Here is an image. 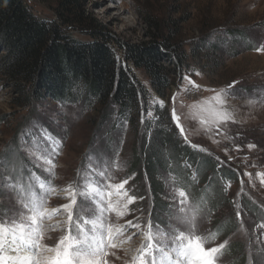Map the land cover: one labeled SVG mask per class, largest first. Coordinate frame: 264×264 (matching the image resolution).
<instances>
[{"label": "rangeland", "instance_id": "1", "mask_svg": "<svg viewBox=\"0 0 264 264\" xmlns=\"http://www.w3.org/2000/svg\"><path fill=\"white\" fill-rule=\"evenodd\" d=\"M23 2L38 17L55 18L58 0ZM80 5L83 18L69 28V35L82 42L90 41L87 32L97 25L113 37L111 47L119 64L125 65L126 72L144 91L139 110L146 125L142 127V118L135 123H119L115 116L99 114L84 102L62 104L45 99L28 107L18 106L21 94L0 76V183L7 184L11 177L27 185L33 174L50 179L56 191L48 196L46 206L52 209L69 202L65 191L69 184L94 187L103 181L100 171L108 177L105 183L118 184L127 179L125 189L137 199L128 206V215L117 218L115 213H109V218L116 225L131 219L141 228L127 229L114 238L117 247L106 249L108 255L103 258L108 264H132L147 242L144 233L149 222L153 232L159 225L169 235L173 226L199 236L222 229L206 245L217 247L227 241L216 264H264V176L258 175L264 173V51H257L264 49V0H80ZM152 20L164 23L166 35L172 34L182 54V62L172 54L161 56L160 64L168 69L172 81L164 98L156 95L142 69L123 60L119 47L151 41L155 34ZM209 43L215 44V51H211ZM184 77L199 87L193 88ZM221 90H228V95L222 97L223 107L233 119L217 126L206 109L215 105L211 98ZM160 101L164 102L163 108ZM173 109L183 135L172 119ZM41 128L62 145L53 158L54 177H48L38 159L50 150ZM159 132L172 137L156 158H165L173 146L179 151L187 145L212 159L216 169L230 177L210 172L206 177L212 179L205 184L206 177L197 182L191 175L189 179L195 181L188 185L168 161L166 170L149 177L135 156H149L153 148L146 142L153 139L156 143ZM34 141L41 146L38 152L32 151ZM192 144L205 151L193 149ZM198 158L189 161L190 174L197 170L194 163L201 159ZM202 188L209 191V202L199 205ZM181 189L186 192L190 214L196 205L202 209L191 229L174 218L180 207L174 196ZM18 207L15 193L0 189V213L10 214ZM65 219L61 210L46 223ZM64 234L63 229L49 230L43 243L54 246Z\"/></svg>", "mask_w": 264, "mask_h": 264}, {"label": "trees", "instance_id": "2", "mask_svg": "<svg viewBox=\"0 0 264 264\" xmlns=\"http://www.w3.org/2000/svg\"><path fill=\"white\" fill-rule=\"evenodd\" d=\"M82 18L80 0H58L55 18L51 20L38 17L23 0H0V76L21 94L22 101L17 103L18 106L28 107L45 99L62 104L84 102L99 114L115 116L119 123H135L136 119L142 118L139 104L144 91L126 72L125 65L119 64L111 47L113 37L105 29L93 25L87 32L91 38L87 42L69 35V28ZM151 28L155 31L151 41L119 47L123 60L142 69L156 95L164 98L172 81L168 69L160 64L161 56L166 58L172 54L182 62V54L176 49L172 34L166 35L163 22L152 20ZM214 45L210 44L211 51H215ZM159 120L160 117L156 119ZM145 125L143 120L142 127ZM171 137L159 132L156 143L153 139L146 142L153 148L150 155L140 153L135 156V161L145 166L144 171L149 177L166 170L167 161L175 165V171L188 185L195 181L189 179L191 175L197 178V182L210 172L220 177H230L216 169L212 159L187 145L179 148V151L173 146L165 158H156L159 149L162 150L165 141L168 142ZM194 157L201 159L194 163L197 170L190 174L188 165ZM220 177L217 179L221 180ZM211 179V176H207L205 184ZM159 191H156L155 197ZM207 196L209 191L202 188L197 203L208 204ZM217 231L214 234L219 235L222 229Z\"/></svg>", "mask_w": 264, "mask_h": 264}, {"label": "snow or ice", "instance_id": "3", "mask_svg": "<svg viewBox=\"0 0 264 264\" xmlns=\"http://www.w3.org/2000/svg\"><path fill=\"white\" fill-rule=\"evenodd\" d=\"M257 51H264V49L258 48ZM184 79L193 88L199 87L188 77ZM231 87L232 85L229 86ZM227 95L228 90H221L211 98L216 102L215 105L206 109L213 118L212 123L217 126L233 119L231 113L223 107L225 101L222 97ZM173 100L175 101V96ZM159 103L163 108L164 102ZM172 119L183 135L184 129L179 124L175 109L172 112ZM40 132L49 142L50 149L46 155L41 154L38 157L42 161L40 166L48 177H54L56 164L53 163V158L62 145L55 141L46 129L41 128ZM184 139L187 141L186 136ZM40 147L38 142L34 141L32 151L38 152ZM191 147L205 151L199 145L192 144ZM249 147L254 146L249 145ZM8 150L6 149V152ZM98 175L103 177V181L96 182L94 187L87 184L75 186L69 184L65 189L69 202L52 209L46 206L48 196L56 191L51 186L50 179L33 174L27 185L11 177L8 178L7 184L0 183V189L7 188L15 193V199L19 205L10 214L8 211L0 213V264H108L103 258L108 255L106 249L117 247L113 243L114 238L122 236L127 229L135 228L139 231L141 225L131 219L122 225H116L110 221L109 213H115L117 218L128 215V206L137 197L128 195V190L125 189L127 179L122 183L112 184L104 182L108 180L105 171L98 172ZM258 175L264 176V173H258ZM33 180L36 181L35 184ZM37 188L39 191L36 190ZM113 197L116 198L115 201ZM174 200L180 205L179 214L174 218L178 224L191 229L196 215L202 209L196 205L191 209L190 214L186 209L187 195L182 189L175 194ZM61 210L66 216L64 221L58 220L54 224L46 223L60 215ZM239 215L240 213L237 212V216ZM153 227L149 222L148 231L144 233L147 242L139 249L140 255L133 257L132 264H216L221 250L227 245V241H224L217 247H206L216 238L217 234L214 233L199 236L173 226V233L169 235L163 232L159 225L155 226V232ZM56 229H63L65 234L58 238L54 246L43 243L45 233ZM51 253L54 255H49Z\"/></svg>", "mask_w": 264, "mask_h": 264}, {"label": "bare ground", "instance_id": "4", "mask_svg": "<svg viewBox=\"0 0 264 264\" xmlns=\"http://www.w3.org/2000/svg\"><path fill=\"white\" fill-rule=\"evenodd\" d=\"M9 255H11L12 253H8Z\"/></svg>", "mask_w": 264, "mask_h": 264}]
</instances>
